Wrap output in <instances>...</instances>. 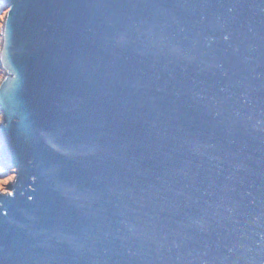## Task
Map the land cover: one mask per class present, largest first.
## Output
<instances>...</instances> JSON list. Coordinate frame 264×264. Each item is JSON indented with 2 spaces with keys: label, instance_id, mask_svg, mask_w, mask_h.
<instances>
[{
  "label": "water",
  "instance_id": "water-1",
  "mask_svg": "<svg viewBox=\"0 0 264 264\" xmlns=\"http://www.w3.org/2000/svg\"><path fill=\"white\" fill-rule=\"evenodd\" d=\"M0 5V264H264V0Z\"/></svg>",
  "mask_w": 264,
  "mask_h": 264
},
{
  "label": "rangeland",
  "instance_id": "rangeland-1",
  "mask_svg": "<svg viewBox=\"0 0 264 264\" xmlns=\"http://www.w3.org/2000/svg\"><path fill=\"white\" fill-rule=\"evenodd\" d=\"M5 8H3L2 5H0V44H1V31H2V22L4 15L6 13ZM3 74V69L0 67V79ZM0 119H1V114H0ZM15 176L14 169L11 167H8L4 165V161L0 158V190L2 189H8L9 184L13 181Z\"/></svg>",
  "mask_w": 264,
  "mask_h": 264
},
{
  "label": "trees",
  "instance_id": "trees-1",
  "mask_svg": "<svg viewBox=\"0 0 264 264\" xmlns=\"http://www.w3.org/2000/svg\"><path fill=\"white\" fill-rule=\"evenodd\" d=\"M4 165L8 166L5 162H4ZM9 167V166H8Z\"/></svg>",
  "mask_w": 264,
  "mask_h": 264
}]
</instances>
